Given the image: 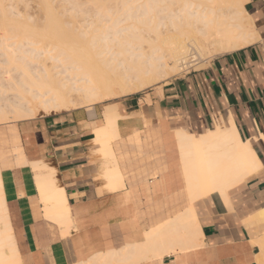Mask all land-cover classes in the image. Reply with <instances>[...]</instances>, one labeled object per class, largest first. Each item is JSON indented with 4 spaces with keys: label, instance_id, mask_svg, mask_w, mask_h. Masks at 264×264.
Segmentation results:
<instances>
[{
    "label": "crops",
    "instance_id": "0c3cea01",
    "mask_svg": "<svg viewBox=\"0 0 264 264\" xmlns=\"http://www.w3.org/2000/svg\"><path fill=\"white\" fill-rule=\"evenodd\" d=\"M244 8L255 42L113 102L120 117L108 155L94 142L105 103L0 124L2 192L21 264H76L125 246L134 252L116 257L128 258L121 264H264V219L252 216L264 207V0ZM215 120L232 121L261 166L228 202L218 193L189 202L175 131L197 135ZM36 160L53 167L54 187L64 192L72 221L64 235L44 216ZM189 206L196 245L154 246L149 234Z\"/></svg>",
    "mask_w": 264,
    "mask_h": 264
},
{
    "label": "bare ground",
    "instance_id": "6f19581e",
    "mask_svg": "<svg viewBox=\"0 0 264 264\" xmlns=\"http://www.w3.org/2000/svg\"><path fill=\"white\" fill-rule=\"evenodd\" d=\"M31 1L43 12L41 28L24 17L28 0H0V63L13 65L0 71V82L6 79L3 91H12L0 98V124L112 100L105 103L103 121L94 129V142L103 154L116 135L120 117L115 99L149 86L160 88L199 60L258 39L244 8L248 0H84L94 6L92 13L82 7L83 0H61L58 5L53 0ZM65 13L68 19L62 17ZM81 13L85 15L78 19ZM175 140L189 202L212 193L228 202L230 190L258 174L261 166L250 141L241 139L232 121L224 126L215 120L214 128L197 135L179 129ZM31 162L44 216L57 222L64 235L72 221L62 201L64 192L59 194L54 187V169L44 160ZM252 216L264 219V207ZM195 229L189 206L173 222L153 230L149 241L154 246L169 242L170 248L177 241L193 246L198 237ZM261 246L264 249V242ZM128 248L96 253L76 264H121L128 258L115 259L134 250ZM17 251L0 178V264H21Z\"/></svg>",
    "mask_w": 264,
    "mask_h": 264
},
{
    "label": "rangeland",
    "instance_id": "374dc122",
    "mask_svg": "<svg viewBox=\"0 0 264 264\" xmlns=\"http://www.w3.org/2000/svg\"><path fill=\"white\" fill-rule=\"evenodd\" d=\"M84 1V0H83ZM28 2H29V5L27 6L28 8V11H26V13H25V18L26 19H28L29 21L28 22H30V24L32 25V23H33V25H34V23H35V25H36V27L38 28V26H39V28H41V26H42V24L44 23L43 22V18H42V16H43V12L41 11V10H39V8H37L36 7V5H35V3L36 2H32L31 0H28ZM64 2V1H63ZM61 0H53V3H54V5H58V3L60 4V3H63ZM56 3V4H55ZM84 3H85V6L87 5V3L84 1ZM32 4H33V6H32ZM84 5H82V7H84V9L85 8H87L89 11L91 10V9H93V5H91V6H93L92 8H90L91 6H89V5H87V7H85ZM36 7V8H35ZM86 9V10H87ZM87 10V12L89 13V14H91L89 11ZM93 11V10H92ZM79 14V13H78ZM77 14V15H78ZM82 14L83 13H81V15H78L77 17H78V19H80V18H82ZM83 15H85V14H83ZM64 19H68V13H65V15H63L62 16ZM84 17V16H83ZM34 25V26H35ZM66 25H69V24H66ZM217 55H215V56H213V57H211V58H208V59H204V60H199V62H197L196 64H193V65H190V66H188V68H186V69H184L183 71H181L179 74H176V75H174V76H178V75H182V74H184V73H186V72H188V71H190V70H192V69H199V68H202V67H204V66H206L207 64H208V62L211 60V59H213L214 57H216ZM1 59H3V57L2 56H0V60ZM0 71L1 72H3V71H5V70H8V69H10V68H12L13 67V65H10V64H4V63H0ZM14 72V71H13ZM174 76H171V77H174ZM170 77V78H171ZM6 81V79H3L1 82H0V98H2V97H5V96H11V92L12 91H10V90H7V91H3L4 89H5V85H3L2 86V84L4 83ZM153 87H155V86H149V87H147V88H144L143 90H140V91H138V92H145V91H147V90H149V89H151V88H153ZM137 93V92H136ZM118 99V98H117ZM116 100V99H115ZM109 101H112V100H108V101H106V102H103V103H107V102H109ZM103 103H100V104H103ZM86 107H90V106H86ZM39 115V114H38Z\"/></svg>",
    "mask_w": 264,
    "mask_h": 264
}]
</instances>
